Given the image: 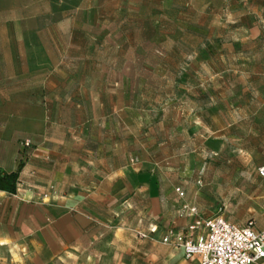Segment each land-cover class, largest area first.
I'll return each mask as SVG.
<instances>
[{
    "label": "crops",
    "instance_id": "crops-1",
    "mask_svg": "<svg viewBox=\"0 0 264 264\" xmlns=\"http://www.w3.org/2000/svg\"><path fill=\"white\" fill-rule=\"evenodd\" d=\"M84 52L91 61L78 78L0 90V168L12 172L23 162L16 192L0 191V264H197L160 239L191 222L177 213L182 202L196 206L199 219L216 215L214 171L242 168L237 153L242 166L251 155L257 170L264 166V51L249 68H178L172 49L145 51L136 57L170 61L119 60L107 76L96 64L99 48ZM179 69L183 76L173 78ZM45 85L40 114L29 113L33 86ZM253 222L264 229V213Z\"/></svg>",
    "mask_w": 264,
    "mask_h": 264
},
{
    "label": "rangeland",
    "instance_id": "rangeland-1",
    "mask_svg": "<svg viewBox=\"0 0 264 264\" xmlns=\"http://www.w3.org/2000/svg\"><path fill=\"white\" fill-rule=\"evenodd\" d=\"M95 48L101 53L96 64L103 76L119 60L164 64L170 59L162 54L147 58L135 53L169 48L173 67H255L264 51V7L262 0H0V90H15L26 81L58 85L70 76L78 78L91 61L84 51ZM202 50L205 58H200ZM40 66L54 72L35 73ZM183 72L179 69L173 78L180 79ZM162 76L156 75L158 102L164 92ZM33 91L37 101L28 109L39 115V101L49 91L46 85L43 91L33 86ZM26 141L31 145L25 140L23 146ZM242 157L237 153L235 158L242 168L214 171L220 175L216 214L237 225L260 223L264 179L257 174L258 159L251 155L242 166Z\"/></svg>",
    "mask_w": 264,
    "mask_h": 264
},
{
    "label": "built area",
    "instance_id": "built-area-1",
    "mask_svg": "<svg viewBox=\"0 0 264 264\" xmlns=\"http://www.w3.org/2000/svg\"><path fill=\"white\" fill-rule=\"evenodd\" d=\"M24 146H30V142L26 141ZM258 174L264 177V166L258 168ZM175 192L181 199L185 197L180 187ZM177 213L191 218V222L185 231L167 230L160 241L180 247L185 259H197V264H264V229L256 230L252 220L237 225L219 214L199 219L197 207L185 202L179 205ZM137 236L149 235L138 232Z\"/></svg>",
    "mask_w": 264,
    "mask_h": 264
},
{
    "label": "trees",
    "instance_id": "trees-1",
    "mask_svg": "<svg viewBox=\"0 0 264 264\" xmlns=\"http://www.w3.org/2000/svg\"><path fill=\"white\" fill-rule=\"evenodd\" d=\"M262 7H264V0H262ZM30 146L25 148H29ZM22 167L23 162L20 161L15 171L6 172L0 168V191H4L10 194L16 192L17 185L19 183V173Z\"/></svg>",
    "mask_w": 264,
    "mask_h": 264
}]
</instances>
